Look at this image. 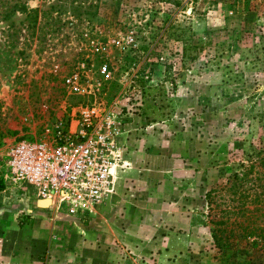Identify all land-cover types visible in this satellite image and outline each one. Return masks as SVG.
I'll return each instance as SVG.
<instances>
[{"label":"rangeland","instance_id":"1","mask_svg":"<svg viewBox=\"0 0 264 264\" xmlns=\"http://www.w3.org/2000/svg\"><path fill=\"white\" fill-rule=\"evenodd\" d=\"M15 2L39 8V26ZM87 60L93 75L108 64L98 101L113 115L142 87L120 118L113 193L74 216L0 194V264H264L252 238L218 250L205 197L264 136V0H0V179L14 142L93 101L63 86Z\"/></svg>","mask_w":264,"mask_h":264},{"label":"built area","instance_id":"2","mask_svg":"<svg viewBox=\"0 0 264 264\" xmlns=\"http://www.w3.org/2000/svg\"><path fill=\"white\" fill-rule=\"evenodd\" d=\"M96 48L106 50L105 45ZM91 65L90 60L77 62L64 76L63 86L68 94L93 101L71 106L66 124L46 128L42 138H21L9 147L1 174L4 200L28 205L48 201L43 207L74 216L102 206L113 193V168L121 160L120 118L142 106V87L131 80L123 115H113L102 99L98 101L103 83L111 77L108 64H99L97 75Z\"/></svg>","mask_w":264,"mask_h":264},{"label":"trees","instance_id":"3","mask_svg":"<svg viewBox=\"0 0 264 264\" xmlns=\"http://www.w3.org/2000/svg\"><path fill=\"white\" fill-rule=\"evenodd\" d=\"M16 10L26 13L31 27L39 26V8H27L25 4L15 2L9 12ZM260 119L264 127L263 111L260 112ZM263 142L264 136H260L258 144L250 142L246 147L238 146L242 156L233 162V170L219 187L205 193L211 237L220 252L236 249L243 240L251 238L261 246L264 245ZM1 179L0 189L4 187Z\"/></svg>","mask_w":264,"mask_h":264},{"label":"crops","instance_id":"4","mask_svg":"<svg viewBox=\"0 0 264 264\" xmlns=\"http://www.w3.org/2000/svg\"><path fill=\"white\" fill-rule=\"evenodd\" d=\"M0 194H2V192L0 191ZM3 201L5 202V203H7V201H6V199L4 200L3 199ZM12 204V203H11ZM10 203H8V204H5L6 206H8L9 207V205L12 207V208H19V209H22V210H24V209H28L30 212H37L38 210H39V208H40V210L41 211H43V207H41L40 206V204H39V201L38 202H36V203H30V205H28L27 203H23V202H14V205H11ZM32 204H35V205H32ZM33 206H37L38 207V209L37 210H33ZM31 207V208H30Z\"/></svg>","mask_w":264,"mask_h":264},{"label":"water","instance_id":"5","mask_svg":"<svg viewBox=\"0 0 264 264\" xmlns=\"http://www.w3.org/2000/svg\"><path fill=\"white\" fill-rule=\"evenodd\" d=\"M43 202H45V201H43V200H40V201H39L40 206H41V204H42ZM44 204H47V203H43V205H44Z\"/></svg>","mask_w":264,"mask_h":264},{"label":"bare ground","instance_id":"6","mask_svg":"<svg viewBox=\"0 0 264 264\" xmlns=\"http://www.w3.org/2000/svg\"><path fill=\"white\" fill-rule=\"evenodd\" d=\"M113 171H114V169H113ZM114 179H115V177H114V174H113V179H112L113 182H114ZM45 203H48V201H45Z\"/></svg>","mask_w":264,"mask_h":264}]
</instances>
